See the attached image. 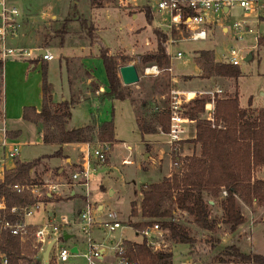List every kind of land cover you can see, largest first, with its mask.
<instances>
[{"label":"rangeland","instance_id":"1","mask_svg":"<svg viewBox=\"0 0 264 264\" xmlns=\"http://www.w3.org/2000/svg\"><path fill=\"white\" fill-rule=\"evenodd\" d=\"M127 1L128 5L120 4L118 0H90L92 6L100 8L98 15H102L101 19L105 16L109 20L107 22H102L99 21V18L98 21L92 22L88 21L87 12L80 15L76 13V15L74 14L75 16H73V8L77 6L76 2H81V5L83 4L82 7L86 8L88 0H14L20 10L32 12L31 14L37 18L42 10L49 11L48 7L54 8L55 10L67 7L69 12L64 17L68 18L70 21L65 25L64 17L54 20L49 15L45 16L43 20H36L30 23L25 22L19 37L7 43L11 46L22 45L28 48L47 46L51 49L54 60L48 62L46 73L48 81L53 85L54 91L57 93H64L66 91L65 74L67 72V62L61 58V53L66 54V50L60 47L61 38L63 37V41L66 39L65 34L62 35L61 31L65 27L69 36L81 38L82 43L90 47L92 46V48L94 47L92 49L93 51H97V48L99 51L98 43L100 42V44L108 48L110 54L120 57L127 56L128 61H126L125 64L132 63L135 65L139 75V81L137 83L124 85L120 79L119 71L118 77L123 92L129 94L130 97L135 100V107L138 112L142 110L140 108V103L142 101L147 102L146 107L149 113L152 112L149 108L152 107L154 103L159 106L164 105L163 96L166 97L168 91L174 87L180 90H187V88L203 90L218 85L223 89L222 95L224 96L232 95L237 88L240 104L246 106L249 99H251V104L264 105V38H261L258 43L254 40V35L252 33H246L243 40L238 43L241 47L256 44V48L252 49L250 53L252 55L251 60L244 61L239 66L241 74L237 79L215 76L209 78H202L200 76L198 78L195 76H181V73L192 74L196 71L194 62L197 54L196 51L192 54L194 50L215 49L216 54L214 55H216L217 58H222V48L233 43L232 40H228L222 36L208 41L191 42L185 45L174 46L173 50L181 49L186 53V56L181 60L183 65L182 70H179L176 67V63H174L175 67L172 71L173 74L168 71H161L158 74L146 73L145 70L152 65L141 64L139 60V55L146 51H150L149 47L144 45L145 39L150 41L152 45H150V47L152 49L156 46V37L154 35V29L156 28L153 22L150 23L146 21L144 13L140 10L149 0H136V6L132 4V0ZM102 8L107 9V11L102 10ZM232 13L239 14L240 10L235 8L232 10ZM78 16L81 17V19H85L87 25L92 28V34L91 32L88 34V31L82 28L79 22L74 21ZM251 25L254 30L260 33L264 32V19L260 20L257 24ZM98 29H100V38L97 31ZM94 35L95 37L92 39L91 37ZM101 39H103V42ZM34 55L35 53L32 52V57H34ZM59 59H61V62ZM11 60L9 59L7 61ZM117 62L121 64L119 59ZM7 64L8 63H6L4 67V73L5 69L8 67ZM83 65L91 69L96 81L103 85L105 91L108 92L109 83L102 59L96 57L86 58L85 61H83ZM59 66H61V68ZM16 69L17 66L11 69L13 76L10 79L8 77L7 84L5 76L3 82L1 81L2 78L0 74V120L2 118L1 98L2 107H4L5 112L6 106L9 110L14 109L16 111L27 104L35 106V101L38 97L39 88H37V84L38 80L41 81L42 78L40 63L29 73L28 83H24V79H22V81L20 80V70L18 71ZM14 73H16V75H14ZM21 77L23 78V75ZM174 77H179L178 83H175ZM166 81H169L170 85L167 89L159 85ZM93 88H97V84L93 81L85 80L84 84L80 85L78 83L73 90L77 96L78 92L84 93L86 89H90L91 93L94 94L93 92L95 91H93ZM261 93L263 94L262 96L260 95ZM83 96H85V94ZM89 97L88 95V98ZM96 105L98 106L97 108H95ZM96 105L92 106L89 101H85L73 108L71 117L68 119V127L75 128L82 126L88 122L92 114H94L96 120L100 124L109 121L113 122L118 143L114 145L112 155L110 154L111 168L117 173V177L119 178L117 184L120 183L121 186L118 187L115 194L112 196H110L108 191L100 190V185H104L103 179L111 177L108 172L101 175V172L103 173V171L106 170L105 165L110 163V156L108 155L109 158L102 163L92 159L94 171L89 181V196L84 197L83 188H77L76 191L82 195L83 201L81 200V204H73L70 202L56 207V216L59 217L65 214L64 216H66L73 225L76 244L79 246V253L72 256L70 259L72 264H87V261L81 255L82 252H84L82 246L86 245L87 236L85 232L80 229V221L78 220V209L81 208L79 210H83L86 206V201L91 203L92 207H97L98 204H101L106 212L114 214L121 225H128L135 221L134 218L130 217V202L134 199H138V192L144 187L142 185L151 182H159L167 172L170 173L172 171L173 167L171 166L173 156L170 154V147L166 144V135L161 132L157 134H145L143 140L151 141V143L145 145L146 142L144 143V141H142L140 132L135 124L130 103L127 100H111L107 96H104ZM203 116H206V113L203 114ZM12 124L22 127L21 133L17 138H11L10 134L7 132L9 140H15L21 145L19 152L20 161L29 162L43 157L44 155H50L51 152L54 151L51 146L42 144L38 130L33 124L24 121L21 122V120L13 122ZM10 125L11 123L3 125L6 131L11 129ZM121 142L130 145L131 152L125 149ZM95 144L96 140H93L91 146L95 147ZM112 144L113 143H111V145ZM190 145L191 143L189 141L182 143L181 151L188 154L191 151ZM70 149L73 150L74 154H72V156L77 165L67 168V171H63V180H68V178H70L71 173L77 169L80 160L79 148L74 149L68 147L65 148V151H71ZM148 153L149 155L144 158V155ZM0 155H2L1 149ZM68 155L70 154L63 153L60 158H42L40 162L43 166H38L37 164L34 167L35 174L32 176L37 179H51L56 181L55 175L58 170L57 165H59L60 162L62 163V157ZM129 155H131L133 163L122 164L121 159ZM150 156H152V160ZM140 164L141 168L150 169L146 172H142L139 169ZM98 167L101 168L97 171ZM103 189H105V187ZM205 198L209 199L208 196H205ZM80 199L81 198L78 197V201H80ZM210 201L209 209L211 217H217L219 221H221L222 210L219 202L220 197ZM242 213L244 222L234 233H231L223 223H219L213 232L202 230L196 227L192 218L187 213L178 211L175 215L177 221L188 229L189 233L195 239V244L194 248H189L188 245L176 243L166 236L165 244H167V249L172 252L173 264L177 262H188L189 264H222L218 262L219 255H221V251L224 247L229 245L237 246L242 252H257L264 255V206H242ZM39 214V212H34L31 216L26 217V222H36V217ZM103 236L104 234L101 231H94L92 234L95 241H100ZM108 238L113 240V244L122 239L135 242L141 241V236L139 234L125 227L116 229ZM60 242L64 243L65 241ZM72 243H74V241L69 240L65 244L71 247ZM226 264L241 263L231 262Z\"/></svg>","mask_w":264,"mask_h":264},{"label":"trees","instance_id":"2","mask_svg":"<svg viewBox=\"0 0 264 264\" xmlns=\"http://www.w3.org/2000/svg\"><path fill=\"white\" fill-rule=\"evenodd\" d=\"M146 21L152 22V14L148 1L140 8ZM76 7L73 8V16ZM82 28L93 33L85 19L77 17ZM70 20L64 19L66 25ZM66 34L65 27L61 30ZM156 46L150 51L139 55L141 64L156 65L166 68L169 59L166 51L167 36L159 29H154ZM95 35L91 38L94 39ZM96 39V38H95ZM64 43L63 37L60 46ZM99 44V57L102 59L109 83L106 96L112 99L124 100L130 95L121 89L118 77L119 59L121 64L128 57L113 55L108 48ZM195 63L201 69L202 78L212 76L237 79L241 70L238 66L216 61L213 50L198 49ZM40 61V62H39ZM36 66L40 63L41 78V109L36 113L33 107H24L22 118L42 127V143L56 146L50 155H44L29 162L16 160L12 167L5 170L3 181H0V196H4L7 209L0 211V222H14L19 219L9 213L12 206H25L35 202L28 191L16 192L13 184H37L31 169L40 163L42 158L62 156V145L68 143H86L91 140L112 143L115 135L112 121L104 122L97 127L86 125L66 129V118L70 115L72 102L60 101L52 108L51 87L47 79V62L34 59ZM3 64L0 62V74ZM2 81V79H1ZM166 89L169 81L163 82ZM205 98L194 99L188 107L187 115L195 120V136L189 142L193 145L191 154L179 158V165L172 167L169 176L159 182L145 185L140 190V200L130 203V217L135 221L129 225L141 229L153 222L168 232V237L174 242L186 244L194 248L195 239L188 229L177 221L175 215L187 213L196 227L213 232L223 223L231 233L244 222L242 206L252 207L254 203L264 205V179H258L254 173L258 168H264V107L253 108L251 99L242 108L239 104V93L236 88L232 95L216 99L213 118L204 114ZM146 101L140 103L141 112L137 111L136 123L141 136L145 134L165 133L168 130V112L164 108L157 109L154 103L149 109ZM106 161V160H105ZM225 191L226 195H222ZM208 196L209 199H206ZM220 197L222 210L221 221L210 215V200ZM48 199V197H47ZM124 254L132 262L138 264H173L172 252L169 249L153 251L144 241H122ZM7 259V264H41L34 258L30 241L21 243L19 237L8 229L0 231V256ZM225 257V258H224ZM218 262L241 264H264V255L257 252H242L237 246H225L219 255Z\"/></svg>","mask_w":264,"mask_h":264},{"label":"built area","instance_id":"3","mask_svg":"<svg viewBox=\"0 0 264 264\" xmlns=\"http://www.w3.org/2000/svg\"><path fill=\"white\" fill-rule=\"evenodd\" d=\"M118 1L120 4L128 5L127 0ZM132 2L136 6V0H132ZM148 5L154 27L167 36L166 51L169 65L166 68H158L156 65H152L145 70L146 73L152 69L150 74H158L161 71H168L172 74L175 67L174 63L177 67V64L186 56V53L181 49L173 50L174 46L208 41L218 36L232 40L233 43L222 48V58H217L215 55V59L239 67L245 61L246 56L252 52V49L256 48V44L247 47L238 45L243 40L244 35L252 33L254 40L258 43L261 38H264V32L260 33L254 30L251 25L264 19V0H149ZM235 8L240 10L239 14L232 13ZM21 28L20 11L14 0H0V62L4 64L9 59L20 58L52 61L54 55L46 47L27 48L19 45L11 46L7 43L9 40L19 37ZM144 45L150 50L152 49L148 39H145ZM212 50L216 54V50ZM39 51L42 53L39 54ZM32 52L35 53L34 57H32ZM222 93L223 89L219 86L207 90L171 88L166 97L163 96L164 105H158L156 108H164L168 112V130L164 134L167 137L170 154L173 156L171 166L177 167L179 158L187 155L181 151V145L190 138V125L195 122L187 115L191 102L196 98L204 97L205 117L212 120L216 99L223 98ZM20 146L17 141L9 140L7 131L1 125L0 181H3L5 170L10 168L16 160H19ZM79 151L78 167L71 173L70 177L73 182L83 188L84 197H88L89 181L94 171L92 158L101 163L105 162L111 151V146L108 142H98L95 147L90 148L88 143H82ZM122 163H129V161L122 160ZM65 184V182L51 179H43L37 184H13L12 188L16 192L28 191L35 202L21 207H10L9 213L17 215L19 219L14 222L7 220L0 222V231L3 229L10 230L12 234L19 237L21 243L30 241L34 258L39 259L42 264H44L42 252L50 242L52 245L48 255V264H72L71 257L79 253L78 248L73 252L71 247L60 242L62 240L61 227L71 224L66 216L60 217L58 223L43 224L35 228H31L25 222L26 217L40 210L48 195L58 194L60 187ZM222 195H226L225 191H222ZM6 209L5 198L0 196V211ZM78 220L80 221V229L87 236L86 245L83 246L84 252L81 254L87 264H138L132 262L124 254L122 246L124 239L113 244V240L108 238L116 229L122 227L130 228L139 234L142 238L141 241H144L153 251L167 249L165 240L168 232L163 230L158 222H153L141 229H135L129 224L123 226L114 214L106 212L103 207H92L88 201H86L85 208L78 212ZM94 231H101L104 234L100 241L93 239ZM107 250L114 252L112 261L106 260ZM183 263L189 264L188 262ZM0 264H7V259L3 255L0 256Z\"/></svg>","mask_w":264,"mask_h":264},{"label":"crops","instance_id":"4","mask_svg":"<svg viewBox=\"0 0 264 264\" xmlns=\"http://www.w3.org/2000/svg\"><path fill=\"white\" fill-rule=\"evenodd\" d=\"M83 1H85V0H83ZM76 3H77L76 4L77 5L76 6L77 15L78 14L80 15V14H83L84 12H87L88 18H89L88 21L96 22V21H98L99 18H100L99 21H102V22L109 21L105 16H104L103 19H101L102 15H100V16L98 15L99 14L98 11H99L100 8H95L94 6H92L90 0H88V5H86V8L82 7L83 4L81 5V2H76ZM16 6H17V4H16ZM48 8H49V11L42 10L41 14L40 15L38 14V18H39L38 19L37 17H35L34 15L31 14L32 12L22 11L18 7V9L20 11V18L22 20L21 31L23 29V26H24L25 22H29L30 23V22H34L36 20H43L45 18V16H49V15H50L51 18H53L55 20V19L64 17L69 12L67 10V7H65V8L63 7V8L56 9V10L54 8H51V7H48ZM102 10L107 11V9H104V8H102ZM106 16H108V15H106ZM133 16H135V15H133ZM65 18L66 17H64V19ZM74 21L79 22L78 19H76ZM21 31H20V34H21ZM97 31H98V35H99L100 29H98ZM68 36H69V33L66 32V34H65V38L66 39H64L63 45L60 46L61 49H65L66 50V54L61 53V58H63L67 62V72L65 74L66 91L64 93L63 92L62 93H57V92L54 91L53 85L49 81L48 82H49L50 87H51L52 108H54L57 103H59L60 101H64V100L73 103L70 106V115L66 118V123H65L66 129H73V127H68V119L71 117L72 109L77 107L79 104H81L82 102H85V101H89L91 103V105L94 106L104 96H106L107 92L105 91L104 86L99 84L96 81L95 77L93 76V73H92L91 69H89L88 67L83 65V61H85L86 58H94V57L100 58L99 54H98L99 53L98 48H97V51H93L92 49L94 47L92 48V46L90 47V46H87L84 43H82L81 38L73 37V36H69V38H68ZM99 38H100V35H99ZM9 41H11V40H9ZM12 41H14V40H12ZM101 41L103 42V39H101ZM19 46H22V45H19ZM23 47H25V46H23ZM35 47H46V48H48L47 46H35ZM32 60H34V59H32V58H27V59L26 58H20V59H16V60L6 61L3 64L2 70H1L2 82H3L4 76H5V80H6V84H7L8 77L10 79L13 76V73H12L11 69L17 66L16 70H18V71L20 70L21 76L23 75V78L20 76V80L22 81V79H24V81H25L24 83H28L29 82V76H28L29 73L33 69L36 68L34 63H31ZM59 60L61 62V59H59ZM216 61H218V59H216ZM46 62H47V66H48V62H50V61H46ZM6 63H8L7 64L8 67L5 69V73H4L3 71H4V67H5ZM122 65H125V64H119L118 68H119V66H122ZM59 67L61 68V66H59ZM195 67H196V71L194 73H192V74L181 73V76H195L196 78H198L201 75V69L196 65V63H195ZM177 68L179 70L183 69V65H182L181 61H180V63L177 64ZM14 75H16V73H14ZM81 76H83V77H81ZM174 79H175V83H178L179 77H174ZM85 80L93 81V82H95L97 84V88H93V91H95V92H93L94 94L91 93L90 89H86V91L84 93L83 92H78L77 96H76L75 92L73 90L74 87H76L78 83L80 85L84 84ZM215 86H218V85H214V86L210 87L209 89L214 88ZM37 88H39V92H38L37 100L35 101V106H31V105L27 104V105L23 106L22 108H19V110H17V111L14 110V109H10L9 110L7 108V106H6V109H5V112H4V107H2V98H1L2 118L0 120V124L2 123L1 125H7V123H11V125H10L11 129L7 130V132L10 134L11 138H17L20 135L22 127L21 126H16V125H14L12 123L21 120V122L24 121L26 123H31V124H33L36 127V129L38 130L40 141L42 142V140H41L42 139V127H41V125H39V126L35 125L34 123L26 121V120H24L22 118V110H23L24 107H33L35 109L36 113H38L40 111V109H41V81H39V80H38ZM174 88L179 89L177 87H174ZM187 90H197V89L187 88ZM199 90H201V89H199ZM203 90H207V89H203ZM84 94H85V96H83ZM88 95L90 96L89 98H88ZM260 95L262 96L263 94L261 93ZM1 97H2V92H1ZM124 100H127L130 103V106H131V109H132V113H133V116H134V120H135V124H136V127H137V123H136L137 109L135 107V100L132 99L131 97L130 98H126ZM26 103H33V102H26ZM239 104H240V101H239ZM6 105H7V102H6ZM247 105L245 106V105L240 104V106L242 108L247 107ZM251 106L253 108L264 107V105H261V104H252ZM97 107L98 106L96 105L95 108H97ZM86 125H92V126L97 127L98 125H100V123L96 120L94 114H92L91 117L89 118L88 122H86L82 126H86ZM194 125H195V122L190 125V130H189L190 138L187 141L193 139L194 136H195ZM82 126H79V127H82ZM75 128H77V127H75ZM137 129H138V127H137ZM141 138H142V141H144L143 140V136H141ZM114 139L115 140L112 142L113 144L111 145V143H110L111 151L109 152V156H110V154L112 155V150L114 148V145L116 143H118V140H117L115 135H114ZM93 140H91V142H86V143H88L91 146ZM97 143H98V141H96V144L94 146H96ZM121 143L125 147V149H127L129 152H131V146L130 145L126 144L125 142H121ZM144 143L146 145L147 143H151V141L150 140L144 141ZM81 144L82 143H68V144H63L62 145V154L63 153L66 154L67 153V154H70V155L62 157V163L60 162L59 165H57L58 170H57V174L55 175V178H56V181H59V182L62 181V182H65L66 184L62 185L60 187V191H59L58 194L48 195V199L44 200V204L41 206L40 210L37 211L40 214L36 217L37 218L36 222L28 223V222H26V218H25V222L31 228H35V227L43 225V224L50 225V224L58 223L60 217L64 216L65 214L60 215L59 217L56 216V207H58L60 205H65V204L70 203V202L73 203V204H76V203L81 204V202L83 201L82 197H81L82 195L76 191L77 188L81 189L82 187H80L75 182H73L71 177L68 178V180H63L64 179V175L62 174L63 171H67V168H70V167H73V166L77 165L74 157L72 156V154H74L73 150L70 149L71 151H65V148L72 147V148L76 149V148H80ZM43 145L51 146L54 150L56 149V146L53 145V144H43ZM92 147L93 146H91V148ZM190 150L191 151L189 153L191 154L192 151H193V145L192 144L190 145ZM147 155H149V153L145 154L144 158ZM109 156L107 158H109ZM53 158H57V157H53ZM92 159H94V158H92ZM150 159L152 160V156H150ZM122 160L129 161V163H122ZM121 163L122 164H131V163H133L131 155L122 158L121 159ZM39 165L43 166V164H41V162L38 164V166ZM151 166H153V165H151ZM102 167H104V166H102ZM105 167H106L105 168L106 170L103 171V173L101 172V175L102 174H106L108 172L111 177H106V179H103L104 180V185H100L99 188H100V190L108 191L110 196H112L113 194H115V192L118 189V187L121 186V184L120 183L117 184L119 178L117 177V173H115L113 171V168H111V156H110V163L108 165H105ZM99 168H101V167H98L97 171L99 170ZM139 169L142 172L143 171L146 172L150 168L149 169H143V168H141V164H140L139 165ZM34 172H35V170L31 169L32 175L35 174ZM169 174L170 173L167 172L162 177V179L164 177L169 176ZM254 175L258 179H264V168H258L255 171ZM40 176H42V175H40ZM38 180L40 182H42L43 179H38ZM151 183H146V184H144L142 186H145V185H148V184H151ZM104 187H105V189H103ZM78 197L81 198L80 201H78ZM134 200H136L137 202L140 200V191L138 192V199H134ZM253 205L264 206V205H259L257 203H254ZM99 207H103V206L101 204H98L97 208H99ZM79 209H81V208H79ZM79 209H78V211H80ZM61 231H62V240L61 241H63V242L65 241L64 243H61V244L66 245L65 243L67 241L72 240V241H74V243L71 244V249H72V247H76V248L79 249L78 244H76V237H75V235L73 233V225L70 224V225L62 226L61 227ZM141 240H142V238H141ZM139 242H141V241H139ZM82 248H83V246H82ZM106 252H107L106 260L112 261L114 259V252L112 250H107ZM177 263L180 264V262H177Z\"/></svg>","mask_w":264,"mask_h":264},{"label":"water","instance_id":"5","mask_svg":"<svg viewBox=\"0 0 264 264\" xmlns=\"http://www.w3.org/2000/svg\"><path fill=\"white\" fill-rule=\"evenodd\" d=\"M41 53L42 51H39V54ZM251 58H252V55L249 53L246 56L245 61H249L251 60ZM118 71H119L120 79L124 85L135 84L139 81V75H138L137 69L135 65L132 63L119 66ZM51 245H52V242L48 243L44 251L42 252V259L44 261V264H48V255H49ZM71 250L75 252L76 247H72ZM181 264H184V263H181Z\"/></svg>","mask_w":264,"mask_h":264},{"label":"bare ground","instance_id":"6","mask_svg":"<svg viewBox=\"0 0 264 264\" xmlns=\"http://www.w3.org/2000/svg\"><path fill=\"white\" fill-rule=\"evenodd\" d=\"M151 71H152V69H149V70H148V73H152Z\"/></svg>","mask_w":264,"mask_h":264}]
</instances>
